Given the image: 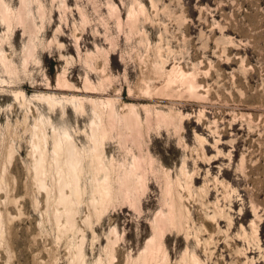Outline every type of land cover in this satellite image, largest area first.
<instances>
[{
    "label": "rangeland",
    "instance_id": "1",
    "mask_svg": "<svg viewBox=\"0 0 264 264\" xmlns=\"http://www.w3.org/2000/svg\"><path fill=\"white\" fill-rule=\"evenodd\" d=\"M4 2L11 21L0 15V264H264V0ZM91 100L141 116L132 130L110 131L104 150L107 161L128 165L142 154L146 184L139 201L118 196L98 219L87 170L70 230L53 135L92 147L100 115ZM38 134L45 188L35 168ZM171 199L181 223L167 222L159 250L143 256Z\"/></svg>",
    "mask_w": 264,
    "mask_h": 264
},
{
    "label": "bare ground",
    "instance_id": "2",
    "mask_svg": "<svg viewBox=\"0 0 264 264\" xmlns=\"http://www.w3.org/2000/svg\"><path fill=\"white\" fill-rule=\"evenodd\" d=\"M7 7L5 5L4 0H0V15L5 22L10 23L11 12L8 10ZM31 52L32 50L29 46L25 52L27 57L28 55L31 54ZM182 74L183 76H186L184 72ZM60 77L61 79H63L62 75ZM184 81H187L185 80V77H184ZM189 81L190 80H188V82ZM46 99L49 102V104H51L53 107L57 104L50 97ZM90 102L94 105L95 110L99 111V115H100L98 120L95 118L92 121L91 134L88 135L92 147L88 149L84 147L83 148L78 147L74 141V138H72V136L68 132H65L63 135H57V133H54L53 135L54 137L53 158H52L54 161L52 162L54 164V166L52 165L53 172H55L57 175L59 204H61V206L63 207L62 214L65 215V219H66V225L64 226V228L66 227L67 229L70 230L71 229L73 230L75 228V218H76L75 215L77 211L76 212L74 211V207L76 206V204L78 206V204L82 202V199L86 193L87 188L86 189L83 188L82 180L85 175V172L87 174L88 172L87 170L93 171L91 175L93 176L92 177L93 182L91 183L93 184L91 198L94 207V212L98 216V219L102 218L108 212L107 211L108 206L111 205L114 198L120 196V198L123 199V201L125 200L136 201L138 199L137 196L140 190L145 188L144 185L145 182L142 173V169H143L142 165L144 163V158L142 157L143 156L142 154L139 155L133 154L132 156L133 161L132 163L130 162V164L128 165V164H120L118 162L116 163L115 160L107 161L106 160L107 157L105 156V150H104V144L110 134V131L112 132V130H114L115 127L119 128L122 125L126 127L128 130H132L133 126H136L140 123L141 116L138 115L139 113L136 112V109L134 107H129V112L128 111H127L128 113L126 112L127 114L125 115L122 114V116H119L118 115L119 113L118 114L116 113L112 100H107L106 102H102L100 104L94 100H91ZM80 110L81 112L86 111L82 103ZM156 114L160 115L161 112ZM138 127H134V129ZM42 144H45V138L43 137V135H39L38 140L34 142V150L38 153L36 154L38 155V159L36 157L37 161L35 168H36V173L40 177L39 179L38 178L37 179L39 180L40 185L44 187L46 186L44 183L45 182L44 179H46L44 177L46 175L44 176L43 173L45 172V166H46L45 164L48 163V162L46 163L47 161L46 159H48V157L46 156L47 151L44 148V145L42 147ZM51 172L52 170H50V173ZM66 189H68L69 192H65ZM167 194L168 195L172 194V190L170 188L169 182L167 184ZM171 200L172 201L168 205L167 215L162 216L160 214L157 216L156 223L153 228L154 237L148 241L147 249L144 252L143 256H146L150 252L159 250V247L161 245L159 242V238L161 234L160 230L166 225L167 222H169V225L171 224L175 225L177 222L181 223V220L183 218V214L181 213V207L178 206L176 201H174L173 199ZM256 233L257 230L255 231V234ZM76 259L78 261H81L83 259V252L81 246L78 250ZM190 264H202V263L198 259L193 257V259L190 261Z\"/></svg>",
    "mask_w": 264,
    "mask_h": 264
}]
</instances>
